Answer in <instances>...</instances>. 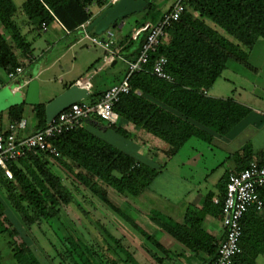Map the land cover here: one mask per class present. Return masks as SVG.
<instances>
[{
	"label": "trees",
	"instance_id": "16d2710c",
	"mask_svg": "<svg viewBox=\"0 0 264 264\" xmlns=\"http://www.w3.org/2000/svg\"><path fill=\"white\" fill-rule=\"evenodd\" d=\"M145 1L146 6L141 12L142 19L136 21V26L139 27L145 24L155 25L173 6L166 11H160L154 3ZM106 3L107 0H24L18 7L13 0H0V25L7 33L6 37L0 31V70H14L21 64L18 53L26 55L32 52L22 33L20 22L23 26L30 25L29 27L37 23V32L42 24L58 22L67 33H75L81 24L92 16V12L88 10L91 5L104 9ZM181 4L183 11L177 20L164 29L165 35L156 52L150 54L148 63L143 65L141 70L133 71L129 76L130 91L121 96L114 105V111L133 124L147 126L170 139L178 138L185 142L191 137H197L208 142L211 136L188 123L186 119L190 118L223 135L249 113V108L232 97L210 98L204 94V90L215 83L227 68L229 60L251 68L245 58L247 59L248 52L255 47L259 39L264 38V0H181ZM18 11L26 16L25 21H22V15ZM154 11H157L156 15L152 13ZM205 19H210L222 28L231 39L208 25ZM145 35L146 32H141L131 39V43L125 47L129 50L128 54L121 51L127 62L137 58ZM126 38L130 42V35ZM161 55L167 59L165 70L172 80L159 78L151 72L153 60ZM127 72L128 69L123 70V77L112 73V81L109 84L120 82ZM101 81L100 78L98 82ZM97 85L99 89V84ZM135 90L163 102L182 114L185 119L145 102ZM103 92H92L88 97L90 101H86H97ZM32 109L36 120L35 130L44 128L47 125L45 103L33 105ZM22 113L21 106L8 111L12 120L22 117ZM113 126L115 124L110 125ZM115 130L124 135L120 127H115ZM52 143L58 156L49 157L47 153L30 152L9 164L11 179L6 178L0 169V191L4 192L6 199L5 201L0 195L1 233L8 231L9 225L14 236L22 232L20 238L27 240L32 225L58 218L63 206L75 202L71 192L49 167V162L75 166L76 177L115 213L122 212L108 197L107 189H112L124 197L137 196L158 174L155 165L137 161L131 154L93 135L84 126L62 133ZM231 157L236 166L233 170H226L220 178L221 194L217 203L212 200V193H208L202 208L185 217L184 223L170 225L163 219L160 220L162 226L166 227L175 239L193 252H217V244H213V239L202 229L201 223L208 213L223 217L222 202L229 174L248 168L251 163L264 165V151L253 149L249 142ZM258 193L264 202V185L259 188ZM10 209L18 214L24 225L19 227V230L14 226L16 219L10 214ZM79 209L87 213L81 207ZM241 226L240 251L231 264H257V257L264 254V214L249 208L241 218ZM104 234L113 238L111 233ZM65 238L71 243L70 237ZM113 240L116 244L117 240ZM86 248L84 251L79 245H72V251L78 257V261L74 263L101 264L100 261L94 263L92 260L91 255L96 251L90 247ZM22 252H26L29 257L26 258V254L22 255ZM100 253L99 250L98 256ZM69 254L74 258L70 252ZM14 256L19 264H38L26 241L24 243L22 240L16 247Z\"/></svg>",
	"mask_w": 264,
	"mask_h": 264
},
{
	"label": "crops",
	"instance_id": "0c3cea01",
	"mask_svg": "<svg viewBox=\"0 0 264 264\" xmlns=\"http://www.w3.org/2000/svg\"><path fill=\"white\" fill-rule=\"evenodd\" d=\"M23 1L24 0H22V2ZM176 1L173 0L172 2H169L162 11L169 9ZM109 3H111V0H107L106 6H108ZM93 8H96V10L93 11ZM102 9L103 8H99L96 5H91L88 10L92 12V16L83 24L88 25L89 22L102 11ZM135 14H132L129 17ZM142 15L143 14H141L140 18H130L129 20V17L125 18L118 29H110L112 37L116 41L113 48L118 52L119 57L114 59L108 65L104 63V57L108 53L106 49L98 44L83 39L81 26L77 32L67 33L58 22H52L48 25L44 24V27H41L38 32L46 31L45 35L47 36L46 46L43 48L41 55L35 56L33 54L32 41L26 38L30 44L32 52L27 53L26 55L18 53L21 62L19 66L23 68L22 73L14 80L8 81L7 83H5L4 79L0 76V80L3 81V84L0 87V122L7 123L12 120L8 115V111L11 108L21 106L23 108L22 117L26 118L28 116V110L31 111L33 116L32 119L27 117L29 125L23 131V135L35 131L36 120L33 114V105L24 102L26 85L21 90H16L15 86L17 82H22L23 79L30 81V79L36 78L39 83V103L46 104L50 100L42 102L40 99L41 89L50 81L49 78L45 76V73L53 71L57 65L59 66V71H62L60 74L59 85L61 86V90L59 94L77 81H86V79L92 81L93 78L90 79L92 75L94 77L97 76L96 78L100 79L99 74L104 70H111L112 73L116 74L118 73L116 71L118 70L117 67L119 64L122 66V72L123 70L126 71L128 60L123 58L124 56H122V52L128 54L129 50L125 47L131 43V39H133L132 33L138 28V26H136V21L141 20ZM205 22L225 37L231 39L222 28L218 27L210 19H205ZM128 25H130L131 28L127 32H122L123 28ZM50 26H52L53 30L48 34ZM26 30V33L30 34L32 32L30 27ZM89 32L91 33L93 31ZM26 33L23 32L25 37L27 35ZM128 35H130V42H128V38H126ZM63 39H65V43L58 45L59 41ZM88 44L99 46L102 52H97L92 58H90L89 61L91 62L86 64L85 68L83 64L82 68L75 74V76L65 80L64 75H69L77 67V64L73 63L76 56H73L72 54L73 51L76 54L75 47H85ZM68 56L70 57L64 60V58ZM64 61L65 65L60 66ZM67 66L69 67L65 69ZM246 70L251 73L258 72V69L252 64L251 68H246ZM94 71H96L95 74H93ZM247 71L241 72L239 65H232V67L227 66L215 83L208 89L204 90V94L210 98L226 99L232 95L236 102L249 108V113L229 132L222 135L190 118L186 119L188 123L211 136L210 141L207 142L208 144H213L215 147L225 149L227 153L226 158L221 163H218L215 167L208 170L202 180H195L194 177L182 173L183 169H189L191 166L198 164L201 160V156L189 155L185 157L179 154V151L185 147V143L188 140L197 137H191L185 142L178 138L170 139L147 126H137L130 121L129 123H125L124 121H127V119L120 116L118 113V120L113 127L108 126L106 122L96 117L91 118L84 123L83 126L86 130L111 145L112 143L102 136V134L107 133L108 129H113L117 134L123 136L128 142V147H131L130 139L135 137L136 141L134 142L137 145V148L132 144L133 148L131 147L128 150L121 147L117 148L131 154L139 162L153 164L158 168V174L152 180L150 185L137 196L124 197L115 193L116 199L119 200L116 202V205L122 212L116 213L118 216L117 223L111 224V226H115L117 229V232H115L113 227L112 231L117 235L115 240H117L116 247L118 248L112 250L109 249L110 245L106 243L108 242V237L106 236V239H104L100 234L101 240L97 247H99L101 251V264H208L213 260L216 251L209 254L206 250H199L198 252L189 250V248L182 242L175 239L168 232L166 227L162 226L160 220L163 219L165 223H169L170 225L174 223L182 224L185 222V217L191 216L194 212H197L202 208L208 193H212V200L219 198V195L221 194L219 187L220 178L226 170H233L236 166L231 155L240 150L246 143H251L252 148L255 150L264 151L263 147H258L261 146L260 143H264V78L261 82H257L255 78L257 74H255V76H250ZM121 76L123 77V75ZM118 82L119 81H114L113 84L103 85L99 89L96 85V90L105 91L108 87ZM135 92H137L145 102L151 103L175 116L185 119L178 111L172 109L154 97L140 92L139 90H135ZM254 92H258V98L253 95ZM235 95H237V98ZM88 97L85 98V101H90ZM115 127H120L121 131H124V135L116 131ZM251 128L257 129V133L254 135L251 134L253 137L249 138L247 135ZM131 141L133 142V140ZM236 142L238 143L237 145ZM190 147V149H193V151H196V153L199 152L200 155H202L199 149L195 150L196 145L193 144L190 145ZM130 149H133L134 152ZM172 166L176 167L178 170L175 169L172 172L170 170ZM163 173L170 176L165 177L166 182L161 178ZM207 184L209 186H207ZM154 185L156 186L153 188L156 189L152 188ZM210 185H213V189L209 188ZM159 187L160 190H158ZM176 190L177 192H175ZM107 195L111 199L109 189H107ZM131 209H134L135 213H133ZM127 210H129V212H127ZM154 215L155 217H153ZM221 220V216L208 213L204 216L201 223L202 229L213 239V244H217V246L224 237ZM104 229L105 230L102 229L103 233H110L106 228ZM88 235H90L89 237H92L90 230L88 231ZM93 239L96 240V238ZM122 239H125L127 243L124 244ZM95 240H91V242L94 244ZM32 253L34 254V252ZM34 256L36 257L35 254Z\"/></svg>",
	"mask_w": 264,
	"mask_h": 264
},
{
	"label": "rangeland",
	"instance_id": "374dc122",
	"mask_svg": "<svg viewBox=\"0 0 264 264\" xmlns=\"http://www.w3.org/2000/svg\"><path fill=\"white\" fill-rule=\"evenodd\" d=\"M152 3L161 11L165 8V6L172 2L173 0H147ZM16 6H20L22 0H13ZM93 11L96 10V8L92 9ZM19 14H21V11H18ZM156 15L157 11L152 12ZM141 12L131 16L128 18H140ZM22 15V21L26 20V16L24 14ZM21 20V19H20ZM18 22L19 19H18ZM22 33H26V29L30 25L23 26V23L20 22ZM37 23H34L31 25L30 29H32L31 33H26V38L30 41H32L33 46V54L35 56H39L42 53L43 48L46 46V38L47 36L46 31H42L40 33L37 32L36 29ZM130 25L125 26L123 28L122 32H127L130 29ZM52 26H50L48 34L50 31H52ZM0 31L4 33L7 37V33H5V30L0 25ZM62 33V32H59ZM51 35V34H50ZM34 38H33V37ZM105 36V35H102ZM65 39L60 40L58 45L64 44ZM76 54L74 51L72 52L73 56H76L75 61L73 60L74 64H77L76 68L72 73H68L69 75H64V79H70L75 74L80 71L82 68V65L84 64V68L86 67V64H89L91 61L90 58H92L97 52H102L101 48L99 46H94L92 44H88L85 47L77 46L75 47ZM70 56L64 58L68 59ZM247 63L252 64L254 67L258 69V72L251 73L246 70L245 67H243L240 64H237V62L233 60H229L227 62L228 67H232V65H239L241 72L247 71V73L250 76H255L257 82H261L264 78V38H260L259 41L256 43L255 47L248 52ZM61 65H65V61L62 62ZM69 66H67L65 69H67ZM242 67V68H241ZM118 70L115 75L121 76L122 72V66L119 64L117 67ZM62 71H59V66L57 65L55 69L51 72L45 73V76L49 78V82H47L46 86H44L41 89L40 93V99L42 102H47L48 100H51L55 96H57L61 90V86L59 85L60 82V74ZM228 72V70H227ZM112 72L111 70H104L102 71L99 76L102 79L101 83L96 80L98 78L94 77L92 79V82L94 83V86L96 87V83L99 84V88H101L103 85H107L112 81ZM0 76L2 79H4V82L7 83V76L4 71L0 70ZM44 76V75H43ZM99 80V79H98ZM98 86V85H97ZM258 92H254V96L258 98L257 96ZM260 94V93H259ZM237 95H235L236 97ZM232 98H234L231 95ZM237 98V97H236ZM257 102V101H256ZM27 117L33 118L31 111H27ZM30 116V117H29ZM26 117V118H27ZM27 118V119H28ZM121 122V121H120ZM125 123H129V121H124ZM257 129L251 128L250 132L248 133L247 137L251 138L252 135L256 134ZM252 134V135H251ZM103 138L108 140L110 143H112L115 147H121L125 150H128L132 147V145L137 148V145L134 141H136L135 137H132L130 139V146L128 147L127 140L117 134L113 129H108L107 133L102 134ZM133 140V142L131 141ZM196 145V149H199L201 151V154L199 152L196 153V151H193V149H190V145ZM238 143L236 142V145ZM199 145V146H198ZM261 146L264 148V143H260ZM198 146V147H197ZM133 148V147H132ZM133 151V149H130ZM134 152V151H133ZM179 154L181 156H191V155H198L201 156V160L198 162V164L191 166V168H185L183 169L182 173L186 174L188 176H192L195 178V180H202L204 175L210 170L211 168L215 167L218 163H221L227 156L226 150L215 147L213 144H208L204 140L198 139V138H191L185 143V147L179 151ZM49 167L51 170L59 176L61 182L63 185L71 192L73 195V198L75 199V202L73 201L69 205H65L62 207L61 214L58 218H54L50 222H44L43 224L39 223L37 225H32L29 228L28 237L29 239H21L20 236L22 232H20L19 235L14 236L12 232V227L8 225V231L0 232V264H19L17 258L14 256V253L16 251V247L21 244L22 240L30 246V252H34L36 255V258L38 260V264H75L74 262H77L78 257L76 254L72 251V245H79L81 249L85 251L87 249L86 247L93 248L92 250H95L96 253L91 255L92 260L94 263H98L100 261L99 254V241L101 240V235L104 236L105 234L102 233V229L105 230L106 228L115 238L117 235L115 232H117V229L115 226H111L112 223H117V214L114 213L107 205H105L103 202H101L96 196H94L90 191L89 188L84 184L81 180H79L75 173L77 172V168L75 166H71L69 164L63 165L58 162H49ZM177 169L176 167H171L170 170L173 172V170ZM178 170V169H177ZM165 177H170L169 175H163L161 178L164 182H166ZM156 185L152 186L155 187ZM207 186H209L207 184ZM210 189H213V185H210ZM156 189V188H153ZM160 190V187L159 189ZM177 192V190L175 191ZM0 195H2L3 199H5L4 192L0 191ZM109 195L111 197V200L114 204H117L119 200L116 199V194L112 189H109ZM133 201V200H132ZM85 210L87 213H84L81 209ZM133 213H135L134 209H131ZM10 214L13 215V217L16 219V224L14 226L17 227L19 230L22 228L23 223L21 222L18 214L14 212L12 209H10ZM129 212V210H127ZM134 216V215H133ZM18 221V222H17ZM110 224V225H109ZM20 227V228H19ZM113 227L114 231L113 232ZM26 228V227H23ZM22 230V229H21ZM90 230L91 236L88 235V231ZM102 233V234H101ZM101 234V235H100ZM65 237H70L71 243H68L66 241ZM106 237V235H105ZM93 238H96L93 239ZM113 238H107L109 246V249H116V244L113 240ZM124 238V237H123ZM91 240H95L94 244L91 242ZM121 240V239H120ZM123 240V239H122ZM123 243L126 244L127 241L124 239ZM90 244V245H89ZM86 246V247H85ZM108 250V249H107ZM106 250V251H107ZM105 251V253H106ZM38 254H37V253ZM69 252L72 254L74 258L69 256ZM25 255L26 258L29 257V255L26 252H22V255ZM258 264H264V254H261L256 259ZM32 264H35L34 262Z\"/></svg>",
	"mask_w": 264,
	"mask_h": 264
},
{
	"label": "built area",
	"instance_id": "2783aa9c",
	"mask_svg": "<svg viewBox=\"0 0 264 264\" xmlns=\"http://www.w3.org/2000/svg\"><path fill=\"white\" fill-rule=\"evenodd\" d=\"M119 0H111L108 6H112ZM106 6V7H108ZM105 7V8H106ZM183 6L181 0H177L171 10L155 24H145L138 26L132 33L134 39L139 33L146 32L139 55L134 61L127 62L128 72L118 83L108 87L93 103L79 100L71 103L60 111L44 128L35 130L23 135V131L28 127L29 122L25 117L10 120L7 123L0 122V169L6 178H12L9 164L18 158L25 157L28 153H47L49 157L58 156V152L52 141L56 140L62 133L77 130L91 118H98L108 124H116L118 114L114 111V105L122 95L129 93L130 85L128 78L133 71L143 68L148 63L151 53H155L162 38L165 35V28L179 18ZM85 24H81L82 38L94 44H98L108 52L104 57V63L110 64L118 58V52L114 50L115 39L112 37L110 29L100 35L91 34L86 30ZM44 27V24L42 25ZM106 34V35H105ZM105 35V37H102ZM167 59L164 56H157L152 63L151 72L159 78L172 80L170 74L165 70ZM23 68L17 66L14 70L6 72L8 81L14 80L21 74ZM94 71L93 74H95ZM93 76V75H92ZM91 78H94L93 77ZM94 84L89 79L86 81ZM28 80L23 79L17 82L16 90H21L27 85ZM3 81L0 80V87ZM264 185V165L251 163L236 173H230L226 183L225 195L222 202L221 224L224 230V237L220 241L215 258L208 264H231L233 258L240 251V237L242 233L241 218L249 208L256 209L260 214H264V202L259 197L258 190ZM217 203L218 199H214Z\"/></svg>",
	"mask_w": 264,
	"mask_h": 264
},
{
	"label": "water",
	"instance_id": "95a60500",
	"mask_svg": "<svg viewBox=\"0 0 264 264\" xmlns=\"http://www.w3.org/2000/svg\"><path fill=\"white\" fill-rule=\"evenodd\" d=\"M145 6V0H119L114 5L102 9V11L89 22L86 30L93 31L94 34L100 35L108 29H118L125 17L141 12ZM94 90H96V87L89 82L77 81L70 85L67 89L45 104L46 123L48 124L60 111L71 103L87 98ZM24 102L29 105H36L39 103V83L36 78L28 81Z\"/></svg>",
	"mask_w": 264,
	"mask_h": 264
}]
</instances>
